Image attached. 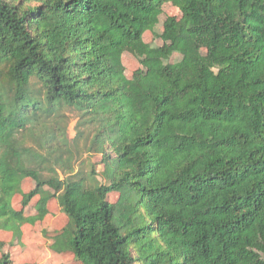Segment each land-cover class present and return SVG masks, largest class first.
<instances>
[{
	"label": "trees",
	"instance_id": "obj_1",
	"mask_svg": "<svg viewBox=\"0 0 264 264\" xmlns=\"http://www.w3.org/2000/svg\"><path fill=\"white\" fill-rule=\"evenodd\" d=\"M51 199L80 264H264V0H0V230Z\"/></svg>",
	"mask_w": 264,
	"mask_h": 264
},
{
	"label": "rangeland",
	"instance_id": "obj_2",
	"mask_svg": "<svg viewBox=\"0 0 264 264\" xmlns=\"http://www.w3.org/2000/svg\"><path fill=\"white\" fill-rule=\"evenodd\" d=\"M178 14V9L170 5L166 9L165 16ZM162 32L163 23L160 22L157 27L153 31L148 32L146 36L147 49H132V51L128 52L126 66L129 76L139 66V60L145 57L150 51L155 53L161 60H165V56L158 50V47L163 44H165L168 50L173 54L171 61H175L182 56V43L178 42L172 44L169 39L161 38L160 34H162ZM65 113L67 137L69 140H73L77 132L78 116L76 112L72 110H66ZM100 159L101 156L99 154H90L88 152L80 153L74 157L76 163L75 168L89 170L93 167L96 169L97 178L103 181V178L100 176V172L102 171ZM30 187V181L25 182L24 189H29ZM117 199L118 193L114 192L110 195L111 201L115 202ZM37 201L38 198H34L29 206L24 208L21 204V196L19 194L15 195L13 198L15 209L23 210L26 216L36 215L38 213L36 209ZM44 211V216L38 223L34 225L25 223L22 225L21 240L15 239L12 232L0 230V256L4 250H10L14 261L13 264H80L74 259V256L70 252L63 251L58 253L51 248L55 242L53 238L54 232H58L68 224V217L62 212L55 199L49 201L47 209H44ZM11 241H14L15 245Z\"/></svg>",
	"mask_w": 264,
	"mask_h": 264
}]
</instances>
